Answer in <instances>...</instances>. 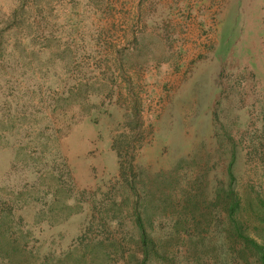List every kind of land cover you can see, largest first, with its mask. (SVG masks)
I'll list each match as a JSON object with an SVG mask.
<instances>
[{
	"label": "rangeland",
	"instance_id": "obj_1",
	"mask_svg": "<svg viewBox=\"0 0 264 264\" xmlns=\"http://www.w3.org/2000/svg\"><path fill=\"white\" fill-rule=\"evenodd\" d=\"M246 241L264 0H0V264H261Z\"/></svg>",
	"mask_w": 264,
	"mask_h": 264
},
{
	"label": "trees",
	"instance_id": "obj_2",
	"mask_svg": "<svg viewBox=\"0 0 264 264\" xmlns=\"http://www.w3.org/2000/svg\"><path fill=\"white\" fill-rule=\"evenodd\" d=\"M235 205L231 206L230 213H232L234 210ZM136 225L138 228V232L140 234V240H139V244H140V251L141 254L144 256L145 258H149L155 254H159V248L158 246L155 244V242L153 241V239L148 235L146 229H145V225H144V220L142 219V217L138 214H136ZM247 245H252L253 249L255 251H257V255L259 256V260L261 261V264H264V252L263 249L261 247H259L257 244H252L249 243L248 241ZM83 248L85 247L86 249L89 250V243H82ZM87 250V251H88ZM145 264V263H142Z\"/></svg>",
	"mask_w": 264,
	"mask_h": 264
}]
</instances>
